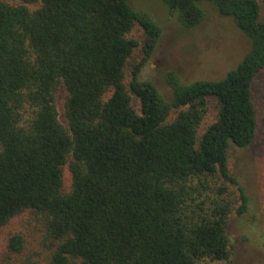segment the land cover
I'll use <instances>...</instances> for the list:
<instances>
[{
    "label": "trees",
    "instance_id": "obj_1",
    "mask_svg": "<svg viewBox=\"0 0 264 264\" xmlns=\"http://www.w3.org/2000/svg\"><path fill=\"white\" fill-rule=\"evenodd\" d=\"M161 1L186 28L207 5L231 17L249 41L237 66L191 82L168 70L167 99L140 78L162 26L129 0H0V231L17 216L31 229L8 233L0 264L232 260L229 220L250 199L230 147L257 133L261 5Z\"/></svg>",
    "mask_w": 264,
    "mask_h": 264
},
{
    "label": "rangeland",
    "instance_id": "obj_2",
    "mask_svg": "<svg viewBox=\"0 0 264 264\" xmlns=\"http://www.w3.org/2000/svg\"><path fill=\"white\" fill-rule=\"evenodd\" d=\"M7 1L18 3L21 0ZM129 1L135 9L147 12L162 26L161 38L140 78L155 83L167 99L172 97V89L165 79L168 70H176L183 82L221 78L237 66L249 48L247 37L232 18L220 15L211 5L206 6V17L198 26L186 28L161 0ZM259 2L264 18V0ZM65 94L60 88L57 96L63 121ZM253 98L258 115L256 137L248 147L231 145L229 159L232 172L249 195V210L243 215H231L228 233L233 248L232 260L218 264H264V72L253 81ZM211 118L212 114L205 123ZM64 178L65 188L69 189L71 178L67 167ZM23 221L24 218L17 216L0 231V262L6 259L4 249L11 230L20 227L27 234L31 233Z\"/></svg>",
    "mask_w": 264,
    "mask_h": 264
}]
</instances>
